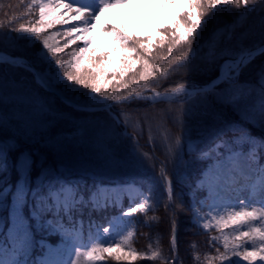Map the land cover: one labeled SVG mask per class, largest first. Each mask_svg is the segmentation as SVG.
Masks as SVG:
<instances>
[{"label":"snow or ice","instance_id":"1","mask_svg":"<svg viewBox=\"0 0 264 264\" xmlns=\"http://www.w3.org/2000/svg\"><path fill=\"white\" fill-rule=\"evenodd\" d=\"M124 4H139L150 9H165L167 4H173L178 11L172 22L164 27L166 35L154 39L152 36L130 34L106 19L110 9ZM229 6L242 11L231 23L224 22L223 27H218L211 42L194 49L198 31L202 32V25L212 19L209 13L217 16L218 10ZM26 9L21 13L22 17H31L26 24L6 30L0 25V42L23 40L29 46L39 45L33 55L40 67L26 57L13 56L2 50L0 64L31 72L37 85L46 92L59 94L64 85H78L88 90L87 100L80 96H65L64 102L77 111L109 112L117 125L123 124L125 135H128L130 125L134 130L140 126L125 113H112L115 105L140 101L153 105L165 101L179 103L181 107L170 118L180 127V133L173 134L166 127L163 115L158 119L151 118L156 122L154 128L149 123V133L150 139L160 141L167 162L173 165L174 171L184 166L185 152L197 159L212 161L196 181L189 205L193 213L190 222L194 226L205 232L209 229L219 232V235L210 237L215 254L205 255L203 264H264V163L261 162L264 140L247 132H241L231 141L225 139V130L215 126L219 114L207 99L208 94L214 92L219 103L230 105L264 125V69L258 73V86L239 82L242 71L258 56L264 55V43L254 47H244L242 43L235 48L227 44L219 47L222 38L232 39L235 29L242 26L249 15L264 11V0H29ZM145 15L151 18L153 13L146 12ZM16 19L18 17H12L9 23ZM217 23L221 22L218 20ZM56 26H62L61 30L53 31ZM97 27L115 38L122 55L114 58L109 53L99 57L93 54L91 33ZM77 42L83 46L72 48ZM202 47L208 48L203 57L200 55ZM64 56L68 58L64 59ZM198 59L219 61L218 75L210 83L198 85L186 80L164 92L148 87L149 82L158 77L167 78L171 73L195 70ZM220 85L225 87L215 92ZM141 89L150 90L152 95L145 96ZM185 104L187 108L183 107ZM0 106V130L12 132L7 138L0 139V175L14 167L20 177L14 186L0 182V211L8 212L7 235L0 239V264H135L139 260L182 264L177 249L174 212L169 256L165 257L159 247L153 249L149 245L145 252L133 247L136 226L132 218L137 214L146 216L150 210H155L151 195L143 192L139 202L129 205L127 211L121 209L120 216L109 220L107 227L90 220L85 237L84 221L80 218L83 209L101 212L115 205L116 201L109 197L106 188L99 185L88 188L59 181L49 183L44 191L39 186L34 187L31 180L35 164L33 153L21 152L14 164L9 154L16 150L18 138H31L36 131L43 132L45 126L51 127L57 117L44 97L14 81H0ZM227 130L232 131V126ZM153 131L155 137L151 135ZM109 134H114V129L106 128L100 133L101 137ZM209 136L215 142L208 148H202ZM129 138L133 140L132 151L136 158L142 164H151L153 158L139 151L134 136ZM244 145H247L246 151ZM151 166L155 167L154 164ZM64 168L63 164L51 169L42 168L37 179L43 184L48 175L59 174ZM159 180L167 200L176 207L172 180L167 175L164 161L160 165ZM179 180L178 175L177 182ZM198 191L207 193L199 201L194 194ZM241 193L249 194L248 198L241 199ZM175 195L182 200V193ZM208 200L210 204L206 203ZM197 204L208 208L207 215L200 212ZM25 208L28 209L27 215ZM157 219L148 217L144 223L149 226V220ZM34 223L45 232L60 233L71 239L72 249L68 251L67 258H59L64 255L62 250L49 248L43 251L47 246L43 241L35 240ZM2 228L3 220L0 218ZM216 243L222 246L223 251L214 246ZM37 246L41 249L42 258L39 259L33 257ZM194 260L199 262L200 256H194Z\"/></svg>","mask_w":264,"mask_h":264},{"label":"trees","instance_id":"2","mask_svg":"<svg viewBox=\"0 0 264 264\" xmlns=\"http://www.w3.org/2000/svg\"><path fill=\"white\" fill-rule=\"evenodd\" d=\"M24 0H0V25L4 29L11 28V24L15 23L18 26L21 21V12L24 7ZM251 7V5L249 6ZM220 16L216 21H220L221 25L224 22L231 23L242 9H236L229 6L227 9L221 8L218 10ZM12 17H18L14 22L9 23ZM114 24L113 22L109 21ZM116 25V24H115ZM117 27H121L116 25ZM218 27L211 26L210 22L202 25L203 31H198L196 40L193 42V48H197L206 42H211L213 33ZM122 28V27H121ZM242 43L244 47H254L255 45L264 43V11L253 12L247 17V20L235 29L230 41L224 40L219 47H224L225 44L230 47H237ZM31 47L23 46L15 40L9 43L0 42V50L8 52L12 55H21L26 57L33 65L40 67L34 57L36 51ZM208 52L207 47H202L200 50L201 57ZM197 67L195 70H189L171 73L164 77H158L154 81L149 82V88L166 90L175 87L177 83L184 81H193L198 85L210 83L218 75L219 61L209 62L204 59L196 61ZM264 69V55L258 56L246 67L240 77L241 84L257 85L259 76L258 73ZM21 71H24L21 75ZM0 81L4 83L15 82L23 86L24 89L39 93L40 96L50 104L54 110V115L57 117L52 121V126H45L43 132L36 131L31 138H18L17 148L9 154L10 161L14 164L17 156L21 152L33 153L35 164L31 171V180L33 186H39L41 191L47 189L49 183L55 184L59 181L80 182L79 184L92 188L98 183H117L134 180L141 183L148 195H151L155 210L149 211L147 215L137 214L135 216L137 228V240H134V245L138 251H148L149 245L153 249L159 247L165 257L170 253V236H171V219L173 212L176 219L177 227V249L178 255L182 264H203V257L207 254H215L213 244L210 243V237L217 234V230L211 229L202 231L190 222L193 213L189 207L190 197L193 193L194 185L200 177L209 160L197 159L195 155L187 152L183 155L184 166L174 171L173 165L167 162V156L158 139H150L149 123L155 126L153 117L159 118L161 115L166 118V127L173 133L179 134L180 127L173 123L171 116L175 115V111L181 107L177 102L169 104L167 101L156 104H149L140 101L132 104L115 105L111 112L116 114L125 113L130 120L139 123V129L134 130L130 125L127 128V134H124L123 124L117 125L111 118L109 112L96 111L86 112L77 111L74 107H69L60 94L46 92L35 82L31 72L25 71L23 68H13L7 64H0ZM225 85H220L215 92H219ZM142 90V89H141ZM68 97H73L72 93L62 91ZM76 96V94H75ZM82 100H87V97L81 96ZM208 102L212 108L219 114V120L216 123L218 129H224V138L231 141L234 137L247 132L252 137L264 140V125L259 120H254L251 117H246L242 112L234 110L230 105H224L217 101L214 92L208 94ZM2 107V106H0ZM183 107L187 108L185 104ZM169 109L172 111L170 112ZM195 123V121H191ZM232 126L233 130L228 131V127ZM106 128L114 129V134H109L106 137H101L100 133ZM12 135L8 129L0 130V139H5ZM155 137V131L151 134ZM129 136H134L139 145V151L148 153L151 156L155 167L149 163H141L132 151L133 140ZM195 136V132H193ZM215 141L211 136L205 139L202 148L210 147ZM247 150V145H244ZM264 160V158H262ZM166 163L168 175L172 180L174 189V198L176 207L172 206L164 195V187L159 180L161 162ZM63 164L65 168L59 174H50L47 180L41 184L37 179L40 176L42 168H55ZM180 180L177 182V176ZM18 176L14 167H10L6 174L0 175V182L4 184H16ZM182 193V200L176 197L175 194ZM196 193V192H195ZM160 203L157 204L156 201ZM31 203V201H30ZM169 204V207H165ZM116 206H110L101 212L90 211L88 208L83 209L82 218L86 227L87 223L98 221L102 216L109 214ZM25 215L28 209L24 210ZM148 217H157V220H149L146 226L144 221ZM0 218L3 220V228L0 229V239H5L8 227V212L0 211ZM32 231L35 235V240L38 237L44 236L45 231L41 230L38 225L33 224ZM53 241L57 237L50 235ZM215 247L223 248L216 243ZM37 246L33 250V257L36 258L41 250ZM151 253L149 252V255ZM199 255L200 261L196 262L194 256ZM114 264V262H111ZM135 264H165L163 260L148 261L139 260Z\"/></svg>","mask_w":264,"mask_h":264},{"label":"rangeland","instance_id":"3","mask_svg":"<svg viewBox=\"0 0 264 264\" xmlns=\"http://www.w3.org/2000/svg\"><path fill=\"white\" fill-rule=\"evenodd\" d=\"M25 4L24 7L22 8V12H26V5L29 2V0H24ZM178 11L177 7L173 4H167L165 9H150V8H145L140 6L139 4L137 5H129V4H124L120 5L118 7L112 8L109 10V12L106 15V19L108 21L113 22L114 24L121 26L123 29L127 30L130 34H133L135 36H140V37H145V36H152L154 39H158L160 35H166L164 32V27L168 25L170 22L173 20L174 14H176ZM146 12H152L153 15L151 18H148L145 13ZM209 17H212L210 21L211 26H224L221 24H218L216 19L220 16V12L218 11L217 16H213L212 13H209ZM31 17L21 16V21L19 22L18 26H15V23L11 24V28H18L20 24H26L27 20L30 19ZM208 17H206V20ZM62 26H56L53 31H60ZM63 27H68V25H64ZM91 36L93 38V44L92 48L94 50V55L99 57L103 53H109L112 57L118 58L120 55H122V52L118 49V46L115 42V38L111 35H108L107 32L100 28L97 27L93 32L91 33ZM17 43H20L23 46H28L31 47L30 49L37 50L39 45H33L29 46L27 41H16ZM83 46L80 42H77L76 45H73L72 48H77ZM71 49H69L70 51ZM3 51V50H2ZM5 52V51H4ZM8 53V52H6ZM12 55V54H11ZM13 56H21V55H13ZM24 57V56H23ZM64 59H67V56L63 57ZM24 71H21V75ZM127 80V77H125ZM111 87V86H110ZM64 91H68L72 93V95L75 96H83V97H88V90L80 88L78 85H64L63 86ZM153 89V88H150ZM158 92H164L165 90H160V89H155ZM144 95H150L152 92L150 90H144L142 89ZM70 98V97H69ZM212 161L210 160L208 164H210ZM264 163V162H263ZM208 167V166H207ZM206 167V168H207ZM166 171L168 172V169L166 168ZM204 171V170H203ZM168 175V173H167ZM169 176V175H168ZM170 177V176H169ZM201 177V174H200ZM199 177V178H200ZM198 178V179H199ZM102 187L106 188L108 190V195L111 197L113 200L116 202H122L123 199H126L127 203L123 205L121 209L124 211H127V207L129 205L134 206L135 202H139L142 197H141V192L143 190L141 187L133 182L130 183H120L116 185H101ZM144 193V192H143ZM146 195V193H144ZM207 193L205 191H198L195 193L197 201L203 199ZM247 193H241L240 198L241 199H247L248 198ZM131 199V200H130ZM206 203L210 204L211 201L208 200ZM259 206V205H257ZM197 207H200L199 204H197ZM120 209V210H121ZM200 212L204 215H207L208 213V208L207 207H200ZM113 216L111 217L110 220H114L115 218L120 216V212L112 214ZM133 223L136 226V232L135 236L133 238L132 244L133 247L134 245V240H137V228L138 225L135 223L134 217ZM108 226V221L105 222L104 227ZM57 234V241H52V239H49L47 236L49 234ZM219 235V232L218 234ZM86 237V236H85ZM38 241H43L47 247H45V252L51 248V249H58L62 250L64 255L59 258H67V253L72 249V241L71 239L63 236L60 233H55V232H48L45 234V236L39 238ZM136 248V247H135ZM39 258H42L40 256ZM38 258V259H39ZM74 258V257H73Z\"/></svg>","mask_w":264,"mask_h":264},{"label":"water","instance_id":"4","mask_svg":"<svg viewBox=\"0 0 264 264\" xmlns=\"http://www.w3.org/2000/svg\"><path fill=\"white\" fill-rule=\"evenodd\" d=\"M150 95H152V94H150ZM145 96H147V95H145ZM62 97L65 98V95H62Z\"/></svg>","mask_w":264,"mask_h":264}]
</instances>
